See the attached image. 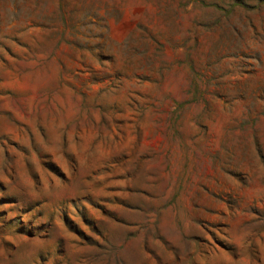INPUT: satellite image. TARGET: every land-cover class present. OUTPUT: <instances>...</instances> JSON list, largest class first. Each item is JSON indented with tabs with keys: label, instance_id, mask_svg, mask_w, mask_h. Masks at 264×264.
Returning a JSON list of instances; mask_svg holds the SVG:
<instances>
[{
	"label": "rangeland",
	"instance_id": "obj_1",
	"mask_svg": "<svg viewBox=\"0 0 264 264\" xmlns=\"http://www.w3.org/2000/svg\"><path fill=\"white\" fill-rule=\"evenodd\" d=\"M0 264H264V0H0Z\"/></svg>",
	"mask_w": 264,
	"mask_h": 264
}]
</instances>
